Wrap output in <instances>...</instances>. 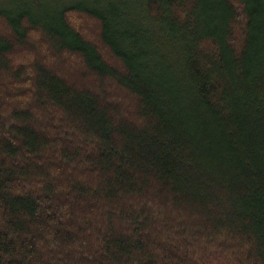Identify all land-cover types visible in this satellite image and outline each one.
<instances>
[{
    "label": "trees",
    "instance_id": "trees-1",
    "mask_svg": "<svg viewBox=\"0 0 264 264\" xmlns=\"http://www.w3.org/2000/svg\"><path fill=\"white\" fill-rule=\"evenodd\" d=\"M0 264H264V0L1 4Z\"/></svg>",
    "mask_w": 264,
    "mask_h": 264
},
{
    "label": "rangeland",
    "instance_id": "rangeland-1",
    "mask_svg": "<svg viewBox=\"0 0 264 264\" xmlns=\"http://www.w3.org/2000/svg\"><path fill=\"white\" fill-rule=\"evenodd\" d=\"M11 1H13V0H0V5L3 4V3H6V2L10 3Z\"/></svg>",
    "mask_w": 264,
    "mask_h": 264
}]
</instances>
